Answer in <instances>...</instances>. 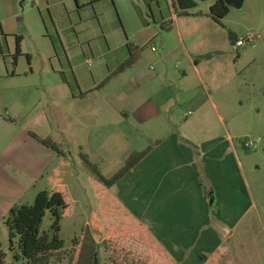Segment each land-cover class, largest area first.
Returning a JSON list of instances; mask_svg holds the SVG:
<instances>
[{
    "label": "rangeland",
    "instance_id": "374dc122",
    "mask_svg": "<svg viewBox=\"0 0 264 264\" xmlns=\"http://www.w3.org/2000/svg\"><path fill=\"white\" fill-rule=\"evenodd\" d=\"M154 1L0 0V57L12 63L14 37L6 35L10 33L23 38L22 49L29 55L28 62L21 54L15 67L7 66L19 78L0 80V157L11 140L22 148L23 156L26 151L29 157L22 170L16 164L6 167L18 189L11 195H0V204L9 208L0 214V249L7 255V262L16 264L8 252L4 226L10 209L31 205L38 192H52L61 186L69 212L60 220L59 238L63 251H69L73 239L81 236L96 211L88 182L91 173L79 154L87 155L104 177H110L132 153L152 147L146 141L151 133L168 134L165 124L171 121L175 125L171 130L189 138L199 152L212 140L227 141L237 166L242 168L237 173L238 190L249 186L252 195L251 206L238 224L213 228L220 240L215 263L264 264V0H243L239 9L228 7V14L219 23L209 17V7L216 0H193L196 7L180 16L174 15L170 0H162L161 11ZM168 21L172 22L170 30H162L161 24ZM229 34L237 39L248 35L255 39L250 46L236 48ZM127 42L142 49L131 67L117 73L128 56ZM189 57L200 62L203 87L189 86L188 92L180 94L175 85L171 95L192 102L207 93L219 111L172 110L173 115L161 113L156 120L164 125L158 131L137 128L124 115V107L117 106L120 102L114 100L115 96L132 90L129 82L133 83L138 72L147 75L168 68L178 75L177 68L183 67ZM76 79L82 80L83 87L94 82L93 93L98 97L77 104L79 121L72 119L74 109L69 105L70 95L78 92ZM158 86L147 79L136 85L155 108ZM89 102L96 111L87 117L86 124L85 104ZM101 106L107 111L108 128L100 129ZM123 119L127 123L118 125ZM30 133L50 139L63 156L40 146ZM244 142L254 147L248 149ZM14 151L15 145L11 153ZM196 166L199 187L205 195L213 194L202 161ZM207 202L211 206V201ZM209 215L210 226H215L211 211ZM50 226L51 217L46 213L39 233L49 236ZM99 253L103 260L105 254L102 250ZM198 254V258H209L208 264H213L211 254Z\"/></svg>",
    "mask_w": 264,
    "mask_h": 264
},
{
    "label": "crops",
    "instance_id": "0c3cea01",
    "mask_svg": "<svg viewBox=\"0 0 264 264\" xmlns=\"http://www.w3.org/2000/svg\"><path fill=\"white\" fill-rule=\"evenodd\" d=\"M178 22L179 19L176 18L177 27ZM6 35L14 37L13 33ZM23 41L21 38L20 51L21 54L27 55L22 49ZM7 53L10 55L9 51ZM3 58L0 57V80L13 81L19 78L14 70H8V64L12 66L10 60ZM189 58L183 67L177 68L178 75L172 74L168 68L149 72L147 75L136 73L132 78L133 83L129 82L132 90L118 93L115 99L113 98L120 102L117 106L124 107V115L128 117L127 119H132L137 128L143 127L147 132L158 131L159 126L164 125L156 123V120L161 113L173 115L170 113L173 112L172 110L189 108L193 113L219 111L214 99L205 92V95H200L192 102L171 95V87L174 88L175 85H178L180 94L188 92L189 86L193 89L203 87L204 79L199 68L200 62ZM143 79H147L148 83L159 84V90L155 93L157 108L145 100L136 87ZM76 81L78 92L70 95L69 105L70 109H74V113L72 111L71 114L72 119L79 121L81 114L77 112L81 110L75 111L77 104L87 102L92 96L97 99L98 97L93 93L96 87L94 82L89 87H83L82 80L76 79ZM108 97H106L107 101H109ZM91 104L92 102L85 104L86 124L87 117L91 118L92 112L96 111ZM174 107L176 108L173 109ZM99 112L102 125L100 129L108 128L107 111L101 106ZM219 119L222 120L221 117ZM126 121L128 120L123 119L118 125H123L127 123ZM89 124L92 130L93 126ZM165 125L170 132L161 136L153 133L149 135L146 141L152 146L150 151L116 183L113 192L177 264H208L198 258L199 252L211 254L213 264H216V251L220 240L213 228H221L222 225L232 228L239 223L251 206L252 195L249 186L245 185V188L238 190L237 173L242 168L239 164L237 166L236 158L231 154L227 141L212 140L205 144L206 146L203 145L205 147L199 152L196 150L197 147L191 146L189 138L181 136L179 130L177 132L180 134L171 130L175 126L171 121ZM95 127L99 128L98 125ZM85 128L87 129L88 125ZM14 145L15 151L11 153ZM2 149L5 151L0 157V195H11L18 188L14 187L12 176L7 173L6 167L11 168L16 164L22 170L27 166L29 157L26 151L23 156L22 148L12 140ZM206 157H209L207 163ZM198 161H202L203 173L213 189L211 206L208 205V199L198 185L199 168L196 166ZM8 209L7 204H0V214L3 215ZM210 211L216 222L215 226H210ZM221 250L225 253L223 249ZM206 260L209 261V258Z\"/></svg>",
    "mask_w": 264,
    "mask_h": 264
},
{
    "label": "trees",
    "instance_id": "16d2710c",
    "mask_svg": "<svg viewBox=\"0 0 264 264\" xmlns=\"http://www.w3.org/2000/svg\"><path fill=\"white\" fill-rule=\"evenodd\" d=\"M154 2L161 11L162 0ZM170 2L175 16L187 14L188 10L196 7L193 0H170ZM228 11L223 0H216L209 7V17L213 22L219 23ZM159 14L162 19L161 13ZM171 24V21L164 22L161 24V29L168 31ZM228 36L231 44L234 45L237 38L231 34ZM20 43L21 38L14 36V53L11 56L13 67L16 66L17 57L21 55ZM126 49L128 56L117 69V73L131 67L142 48L127 42ZM25 57L28 62L29 55ZM29 136L58 157L63 156L59 147L50 139L40 138L33 133ZM149 151L150 147L132 153L126 159L124 166L110 177H104L87 155L79 154L91 173L88 182L96 200V211L91 215L81 236L73 239L72 248L67 252L63 251V242L59 238L60 220L69 212L66 192L61 186H56L52 192L45 190L38 192L31 205L10 209L4 219V226L12 261L16 264H177L113 192L116 183ZM54 185H57V181ZM205 196L212 203V193ZM46 213L51 217L49 236L39 233V226ZM99 250L105 254L103 260L100 258ZM220 253L224 254L222 250ZM200 259L208 262L206 257L201 256ZM0 264H12L7 262V255L1 249Z\"/></svg>",
    "mask_w": 264,
    "mask_h": 264
},
{
    "label": "built area",
    "instance_id": "2783aa9c",
    "mask_svg": "<svg viewBox=\"0 0 264 264\" xmlns=\"http://www.w3.org/2000/svg\"><path fill=\"white\" fill-rule=\"evenodd\" d=\"M254 39H255V37L252 35H248V36L241 38V39H236V41L234 42V46L236 48H242L245 46H250L254 42ZM151 50L154 51V48L151 47ZM243 146L248 148V149H250L251 147H254V145L252 143H247V142H244Z\"/></svg>",
    "mask_w": 264,
    "mask_h": 264
},
{
    "label": "water",
    "instance_id": "95a60500",
    "mask_svg": "<svg viewBox=\"0 0 264 264\" xmlns=\"http://www.w3.org/2000/svg\"><path fill=\"white\" fill-rule=\"evenodd\" d=\"M243 0H223V3L227 7H233L236 9L241 8Z\"/></svg>",
    "mask_w": 264,
    "mask_h": 264
}]
</instances>
